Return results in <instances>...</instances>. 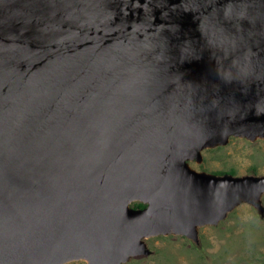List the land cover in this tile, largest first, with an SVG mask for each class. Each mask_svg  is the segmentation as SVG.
<instances>
[{
    "label": "water",
    "instance_id": "water-1",
    "mask_svg": "<svg viewBox=\"0 0 264 264\" xmlns=\"http://www.w3.org/2000/svg\"><path fill=\"white\" fill-rule=\"evenodd\" d=\"M230 136L264 138V0H0V264L263 216L264 174L189 164Z\"/></svg>",
    "mask_w": 264,
    "mask_h": 264
},
{
    "label": "rangeland",
    "instance_id": "rangeland-1",
    "mask_svg": "<svg viewBox=\"0 0 264 264\" xmlns=\"http://www.w3.org/2000/svg\"><path fill=\"white\" fill-rule=\"evenodd\" d=\"M201 157L199 163L189 161L198 171L262 175L264 138L252 141L230 136L224 145L202 150ZM261 199L264 206V194ZM145 242L150 253L134 255L124 264H264V215L242 203L218 224L200 227L197 243L180 235H159Z\"/></svg>",
    "mask_w": 264,
    "mask_h": 264
},
{
    "label": "flooded vegetation",
    "instance_id": "flooded-vegetation-1",
    "mask_svg": "<svg viewBox=\"0 0 264 264\" xmlns=\"http://www.w3.org/2000/svg\"><path fill=\"white\" fill-rule=\"evenodd\" d=\"M136 204V207H134V208H143V207H145V204H142V203H140V204H142L143 206H137V204H139V203H135Z\"/></svg>",
    "mask_w": 264,
    "mask_h": 264
},
{
    "label": "trees",
    "instance_id": "trees-1",
    "mask_svg": "<svg viewBox=\"0 0 264 264\" xmlns=\"http://www.w3.org/2000/svg\"><path fill=\"white\" fill-rule=\"evenodd\" d=\"M138 205H139V206H143V205H142V204H140V203H139V204H137V206H138Z\"/></svg>",
    "mask_w": 264,
    "mask_h": 264
}]
</instances>
